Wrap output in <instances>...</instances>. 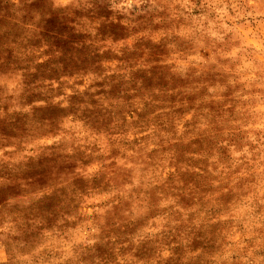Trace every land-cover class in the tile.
<instances>
[{
	"label": "clouds",
	"instance_id": "clouds-1",
	"mask_svg": "<svg viewBox=\"0 0 264 264\" xmlns=\"http://www.w3.org/2000/svg\"><path fill=\"white\" fill-rule=\"evenodd\" d=\"M0 264H264V0H0Z\"/></svg>",
	"mask_w": 264,
	"mask_h": 264
}]
</instances>
